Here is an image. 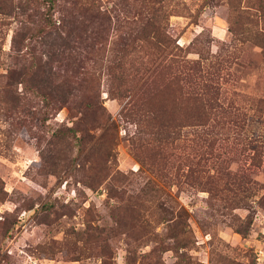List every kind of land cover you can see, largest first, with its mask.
<instances>
[{"label":"rangeland","instance_id":"1","mask_svg":"<svg viewBox=\"0 0 264 264\" xmlns=\"http://www.w3.org/2000/svg\"><path fill=\"white\" fill-rule=\"evenodd\" d=\"M139 4L0 0V264H264V123L251 117L242 132L216 120L185 121L183 108L173 109V85L166 89L173 63L165 62L141 91L158 116L131 121L135 91L125 96L137 73L129 76L128 63L139 69L152 53L140 42L130 53L125 36ZM164 4L159 25L172 43L155 66L165 55L173 62V53L198 61L228 48L225 104L247 109L248 98L264 95L253 34L264 26V0ZM46 13L68 30L95 34L59 53L51 38L36 37ZM98 13L90 24L85 14ZM35 57L47 66L35 79L47 71L71 79L70 90L92 100L93 114L73 103L44 117L29 76L18 72L27 73ZM76 59L86 76L82 87L75 85ZM173 114L182 125L174 143L161 129L173 128ZM57 130L66 135L54 137ZM250 139L257 154L246 150Z\"/></svg>","mask_w":264,"mask_h":264},{"label":"trees","instance_id":"2","mask_svg":"<svg viewBox=\"0 0 264 264\" xmlns=\"http://www.w3.org/2000/svg\"><path fill=\"white\" fill-rule=\"evenodd\" d=\"M166 5L164 0H140L139 10L134 20L129 24L128 30L126 31V39L130 45V53L136 50V43L140 42L141 46H145L150 49L152 53L150 54V60L143 64L140 63L139 69L134 70L133 66L134 61L130 60L128 63L130 69H132L129 74L132 77L136 72L135 76L132 78L134 84L126 92V97L131 95L133 91L134 94L128 101V110L130 111L128 117L131 121L137 123L140 122V117L148 118L150 123L158 116L159 111L153 106L149 105V102L142 101V88H144L148 82L156 75V72L160 70L165 62L166 65L171 67L173 63V83L166 85V89H169L173 85V109L176 107H182L186 114L183 115L186 119L185 121H191L194 125H200L204 122L207 125L211 121L216 120L218 125L222 129H230L233 125L237 127L238 131H245V128L248 126L251 121V117L258 118L261 122L264 123V95L258 97L248 98L246 104L247 109H241L235 104L226 103L225 99L222 100V90L221 83L223 81L222 72L224 71L225 64L228 63V60L232 58V54H229L227 59L222 58V52L228 50V48L221 47L219 52L210 58L199 57V62L197 60H187L186 58L179 57L173 53V62L171 58H167V55L163 56L161 61L155 66V64L160 60L159 58L165 53L168 46L172 43L171 38L163 33V28L160 27L159 22L166 15ZM98 15L91 14L87 15V21L92 24L94 19H98ZM50 13H46L43 18V24L35 33L36 37L45 36L51 38L52 43L58 45V52L64 53L68 48H65L68 43L76 41L79 44L87 41V37L92 39V35L95 34L94 31H88L86 36H83L80 30L74 28V30L66 29L65 23L62 19L60 24H57L56 21L52 20ZM61 21V20H60ZM254 37H258L260 41L256 43L255 48L259 49V54L261 56V62L264 64V26L259 27V30L253 32ZM86 37V38H85ZM238 40L240 44H243ZM61 45V47H60ZM232 49V52H235L237 46H229ZM173 49L181 52L182 50L173 45ZM129 53V54H130ZM60 61V60H58ZM58 63V62H57ZM71 62L66 59V64L69 65ZM60 64V62H59ZM45 62L40 63L36 57L33 58L32 65L29 68L28 72H25V68L20 69L18 72H21L23 75H28L29 78L27 81L33 84L34 94L37 97H40L42 102L45 104L47 110L44 112V117H48L49 114L58 109V107L68 106L75 103L77 106H83L85 108L84 116L92 115V105L91 99H87L85 94H76L71 91L72 80L69 78L62 79L58 77L56 79L53 73L47 71L43 78L40 76L35 79L34 76L38 74L36 70L46 71L44 68ZM74 68L77 69V74L75 75V85L82 87L83 83L86 80L84 73H81V70L84 68L82 61L76 59L74 60ZM118 65V62H117ZM145 65V66H144ZM46 66V65H45ZM155 66V67H154ZM154 67V68H153ZM206 67V69H205ZM47 68V66H46ZM153 68V69H152ZM152 69V74L144 80L143 84L138 87V84L144 79L145 75ZM212 70V71H210ZM203 71V72H202ZM140 73V74H139ZM78 74L80 76L78 77ZM45 77V78H44ZM54 78V82H53ZM48 81L54 83V86L47 87ZM24 83V80H22ZM20 82V83H22ZM44 85H38L40 83ZM186 87V89H184ZM165 93L167 91L164 90ZM180 93V95H179ZM185 95V97H182ZM179 96L180 100L177 99ZM159 106V103H156ZM155 107V106H154ZM196 112V113H195ZM176 114H173V128L171 126H162V130H166L168 134L166 135L165 141L172 139L173 143L176 142L179 137L178 129L182 125L176 123ZM218 119V120H217ZM228 125H231L230 127ZM173 129V130H172ZM72 131V129H68ZM66 134L62 131L57 130L53 136L57 138L64 137ZM174 150V147H173ZM247 151L257 154V147L253 146V141L250 139L246 147ZM161 153L166 155L167 153L161 150ZM262 153L264 154V145L262 147ZM174 156V154H173ZM264 190V188H262ZM264 198V194H263Z\"/></svg>","mask_w":264,"mask_h":264}]
</instances>
